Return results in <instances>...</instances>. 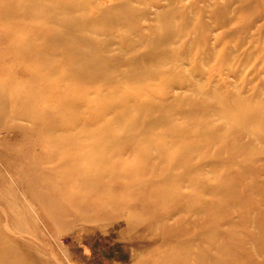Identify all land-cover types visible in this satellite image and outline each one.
<instances>
[{"label":"rangeland","instance_id":"1","mask_svg":"<svg viewBox=\"0 0 264 264\" xmlns=\"http://www.w3.org/2000/svg\"><path fill=\"white\" fill-rule=\"evenodd\" d=\"M0 264H264V0H0Z\"/></svg>","mask_w":264,"mask_h":264}]
</instances>
